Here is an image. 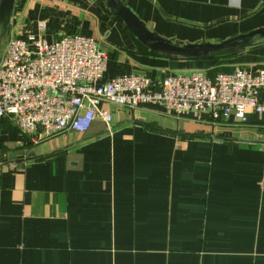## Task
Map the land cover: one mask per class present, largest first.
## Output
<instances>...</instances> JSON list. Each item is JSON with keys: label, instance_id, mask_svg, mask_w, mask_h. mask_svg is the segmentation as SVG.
Returning <instances> with one entry per match:
<instances>
[{"label": "crops", "instance_id": "0c3cea01", "mask_svg": "<svg viewBox=\"0 0 264 264\" xmlns=\"http://www.w3.org/2000/svg\"><path fill=\"white\" fill-rule=\"evenodd\" d=\"M121 1L176 44L264 29L263 0ZM40 22L47 42L74 32L98 41L102 83L132 73L156 83L211 71L217 59L148 49L102 0H15L8 38L37 36ZM224 57L232 70L264 68V42ZM103 108L111 132L96 119L83 134L37 131L23 140L3 122L0 264H264L263 143L193 136L190 122H210L152 103ZM248 117L247 126L264 123ZM21 151L18 169L21 159L8 156Z\"/></svg>", "mask_w": 264, "mask_h": 264}, {"label": "built area", "instance_id": "2783aa9c", "mask_svg": "<svg viewBox=\"0 0 264 264\" xmlns=\"http://www.w3.org/2000/svg\"><path fill=\"white\" fill-rule=\"evenodd\" d=\"M45 29L40 22L37 36H10L0 54V134L5 121L26 137L83 134L96 119L111 132L112 114L104 105L133 110L152 103L177 118L214 125H246L251 114L264 120V68L191 71L156 83L132 73L102 83L107 58L98 41L74 32L47 42Z\"/></svg>", "mask_w": 264, "mask_h": 264}, {"label": "water", "instance_id": "95a60500", "mask_svg": "<svg viewBox=\"0 0 264 264\" xmlns=\"http://www.w3.org/2000/svg\"><path fill=\"white\" fill-rule=\"evenodd\" d=\"M111 10L112 14L119 16L126 26L133 32L134 36L139 39L148 49L158 52L162 55H167L179 59H215L218 57L232 56L239 52L252 49L255 45L264 42V29H257L248 34L238 35L235 38L217 43L203 42L200 44L189 43H174L170 40H165L151 31L142 21H140L132 11L121 0H102ZM15 0L0 1V54L4 49L7 38L10 19L13 11ZM242 140V137H240ZM248 142H257L264 144V138H248ZM16 156H23V160L16 161V168L24 167L23 151L10 154V159H15ZM33 156L29 155V159Z\"/></svg>", "mask_w": 264, "mask_h": 264}, {"label": "rangeland", "instance_id": "374dc122", "mask_svg": "<svg viewBox=\"0 0 264 264\" xmlns=\"http://www.w3.org/2000/svg\"><path fill=\"white\" fill-rule=\"evenodd\" d=\"M46 30V29H45ZM3 51V50H2ZM233 67H227L225 64L224 60H218L215 62V67L211 71H218L219 70H230ZM205 71L204 69L199 70ZM188 125H191L192 134L193 136H206L210 138H228L231 137L233 139L240 138L242 136V140H247L248 138H254L256 136L257 138L263 137L264 138V123L260 126H247V125H242L240 123H232V122H227V123H219L217 125L210 124L207 122H190ZM20 134V132H18ZM26 136H24L21 133V139L25 140ZM2 152V146L0 145V153ZM34 154L33 152H30Z\"/></svg>", "mask_w": 264, "mask_h": 264}, {"label": "trees", "instance_id": "16d2710c", "mask_svg": "<svg viewBox=\"0 0 264 264\" xmlns=\"http://www.w3.org/2000/svg\"><path fill=\"white\" fill-rule=\"evenodd\" d=\"M224 58H226V57H218L217 59H215V62H217L218 60H223ZM231 71H232V69H230V70H219L218 69V71H208V73L210 75H215V74H218V72H231Z\"/></svg>", "mask_w": 264, "mask_h": 264}, {"label": "flooded vegetation", "instance_id": "af4514ba", "mask_svg": "<svg viewBox=\"0 0 264 264\" xmlns=\"http://www.w3.org/2000/svg\"><path fill=\"white\" fill-rule=\"evenodd\" d=\"M23 156H16V159H22Z\"/></svg>", "mask_w": 264, "mask_h": 264}]
</instances>
